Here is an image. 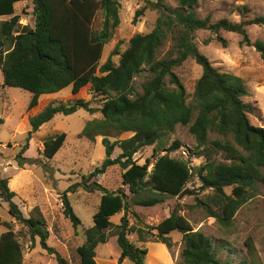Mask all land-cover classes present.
Listing matches in <instances>:
<instances>
[{
	"label": "trees",
	"instance_id": "obj_1",
	"mask_svg": "<svg viewBox=\"0 0 264 264\" xmlns=\"http://www.w3.org/2000/svg\"><path fill=\"white\" fill-rule=\"evenodd\" d=\"M30 1L35 15L34 27H21L20 16L15 4ZM147 1V0H146ZM179 8L168 6L164 0H155L150 7L160 16L154 29L146 34H136L128 48L119 53L116 46L107 61L100 65L104 47L120 25V0H0V16H12L0 24V70L4 76V86L17 87L32 93L28 109L39 105L45 94L57 93L68 86L77 95L82 88L91 85L102 96H107L99 109L103 118L87 121L80 136L95 141L102 136L105 158L102 164L79 183L70 186L62 197L64 216L75 228L81 219L74 211L68 192L83 188L88 192L102 193L98 210L94 214V225L85 231L86 241L78 247L79 264H97L96 248L105 244L109 236L106 230L113 226L111 218L121 212L125 215L117 225V243L121 249L119 264L125 260L133 264H145L148 253L146 247L133 243L128 235L131 226L126 211L131 206L154 207L165 202L168 196L178 197L186 192L193 177L192 167L184 160L170 157L168 153L181 147L175 140L168 147V153L159 155L154 169L148 172L150 161L139 164L135 154L142 147L155 146L157 156L163 137L172 133L177 125H190L189 131L197 141L195 154L224 152L229 162L209 161L202 165L197 176L202 189H212L214 195L209 202L196 197V204L203 207L209 217L216 218L223 225H230L237 211L247 201L256 181H264V127L250 123L243 98L249 95L242 77L219 72L211 61L203 55L194 42L195 32L210 30L215 39L227 46V41L219 35L221 30L234 32L243 38L241 45L254 46L264 61V41L251 42L246 27L264 26V17L231 22L228 19L212 23L210 17L199 18L195 8L199 0H176ZM147 7L136 11L134 22L144 14ZM103 9L106 18L104 29L94 31L93 22L97 12ZM167 39L173 41V50L166 58L157 59L160 47ZM213 37L205 40L208 45ZM120 55L116 65L112 56ZM188 58L202 67L193 99L188 101V93L178 75L173 71ZM149 67L152 78L143 85V93L138 95L135 78L143 68ZM90 113L96 111L90 102L76 99L65 105L62 102L49 104L39 114L29 118L31 130L26 145L17 154L20 166L30 159L23 156L29 149V141L41 127L57 114L71 115L79 109ZM196 117L193 121V115ZM216 132L229 140H209V134ZM122 133H132L125 139L111 140ZM67 134L61 132L44 140L43 154L52 159L62 148ZM121 153L113 158L116 149ZM118 165L123 172V188L108 190L93 178ZM232 187L231 195L225 191ZM144 193L150 194L143 196ZM16 193L9 188V179L0 178V198L8 204L9 214L28 227L33 240L40 238V245L49 254L56 256L58 264H68L56 250L47 243L49 233L45 220L40 216L26 218L14 201ZM131 196V197H130ZM159 242L172 248L168 235L178 231L183 234L184 249L182 259L185 264H227L218 257V249L213 240L201 231H195L192 223L174 210L168 217L153 227ZM141 239L144 237L140 234ZM251 264H262L257 259L256 249L251 239L246 241ZM0 264H23V250L12 229L0 234Z\"/></svg>",
	"mask_w": 264,
	"mask_h": 264
},
{
	"label": "rangeland",
	"instance_id": "obj_2",
	"mask_svg": "<svg viewBox=\"0 0 264 264\" xmlns=\"http://www.w3.org/2000/svg\"><path fill=\"white\" fill-rule=\"evenodd\" d=\"M155 0H120V25L114 31L113 37L105 45L100 65L110 57L116 46L119 53L124 52L130 39L139 33L151 32L160 16V13L149 5ZM172 8H179L176 0H164ZM147 7L138 22H134L136 11ZM16 14L20 16L21 27H34L35 15L33 4L23 1L15 4ZM195 11L199 18L210 17L212 23L228 19L231 22L264 17V0H199ZM12 16H0L2 21ZM106 18L103 9H100L93 22L96 32L104 29ZM252 43L256 40L264 41V26L250 25L246 27ZM219 35L227 41V46L215 39L210 30L195 32L194 42L199 51L205 55L219 72L232 73L243 78L249 95L243 98L248 111L250 123L257 127H264V61L254 46L241 45L242 36L221 30ZM213 37L208 45L205 40ZM173 50V41L167 39L157 53V59L166 58ZM120 55L112 56L117 65ZM173 71L178 75L188 93L191 102L196 83L202 75V67L195 60L188 58L181 66ZM152 78L149 67L143 68L135 78V88L138 95L143 93V85ZM4 76L0 70V178L9 179V188L16 193L14 201L17 203L26 218L40 216L45 220V227L49 233L47 243L54 248L68 264H79L78 247L86 241L85 231L94 225L93 217L98 210L102 193L88 192L78 188L76 192H68V197L74 211L81 219V225L75 228L72 222L64 216L62 197L70 186L82 181L83 176L89 175L100 166L105 158V148L102 136L95 141L80 136L87 121L102 119L99 109L107 96L97 94L89 84L74 95L72 86L53 93L45 94L40 98L39 105L28 109L32 93L17 87L4 86ZM76 99L90 102L95 108L94 113L81 108L71 115L57 114L46 123L29 141V149L23 154L30 161L20 166L17 154L26 145L28 132L31 130L29 118L39 114L49 104L62 102L65 105L74 103ZM196 113L193 115V121ZM192 124V123H191ZM177 125L176 129L163 137L159 144L160 151L154 156L155 146L142 147L135 154L134 160L139 164L150 165L148 172L154 169V163L159 155L168 153V147L177 140L181 147L168 153L170 157L186 161L193 169V177L187 185L186 192L178 197L168 196L165 202L154 207L131 206L126 211L129 225V239L139 247H146L148 253L145 264H185L182 259L184 249L183 234L175 231L168 235L173 247L158 241L157 231L153 230L163 219L174 210H179L193 225L195 231H201L210 237L218 249V257L227 264H251L246 241L251 239L256 249L257 259L264 264V181H256L250 190L247 201L237 211L230 225L221 224L216 218L209 217L203 207L196 204V197L209 202L214 195L212 189H202V183L197 176L198 169L209 161L229 162L224 152L210 151L201 156L195 154L197 141L190 133V125ZM65 132L67 138L56 156L52 159L43 154L44 140L58 133ZM111 137V140L125 139L132 133H122ZM229 140L236 145L232 137L211 132L209 140ZM121 153L116 149L113 158ZM264 177V170L262 169ZM124 170L118 166L109 167L104 174L98 175L96 181L108 190L116 191L123 188L130 194L128 186L123 184ZM228 195L232 187H226ZM150 195L144 193L143 196ZM131 197V196H130ZM8 204L0 198V234L12 229L23 250V264H58L55 255L49 254L40 245V238L32 239L28 227L13 218L8 212ZM125 212L111 218L113 226L106 230L109 236L107 243L96 248L97 264H119L121 249L117 243L116 231ZM144 239H141L139 235ZM121 264H133L125 260Z\"/></svg>",
	"mask_w": 264,
	"mask_h": 264
},
{
	"label": "crops",
	"instance_id": "obj_3",
	"mask_svg": "<svg viewBox=\"0 0 264 264\" xmlns=\"http://www.w3.org/2000/svg\"><path fill=\"white\" fill-rule=\"evenodd\" d=\"M39 103H40V102H39ZM44 125H45V124H44ZM44 125H43V126H44ZM43 126H42L41 128H43Z\"/></svg>",
	"mask_w": 264,
	"mask_h": 264
}]
</instances>
